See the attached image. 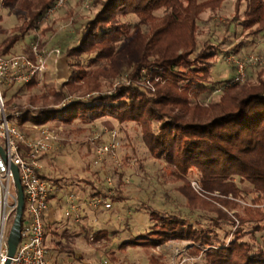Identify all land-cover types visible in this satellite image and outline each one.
I'll list each match as a JSON object with an SVG mask.
<instances>
[{
	"label": "trees",
	"instance_id": "1",
	"mask_svg": "<svg viewBox=\"0 0 264 264\" xmlns=\"http://www.w3.org/2000/svg\"><path fill=\"white\" fill-rule=\"evenodd\" d=\"M2 1L6 5L17 3L19 16L14 35L0 43V57L28 54L25 49L38 42L40 49H59L69 67L66 83L44 85L53 104L64 107L34 113L17 106L14 101L19 94L39 83L34 81L2 87L9 114L30 117L31 125L38 127L52 123L68 126L76 121L94 125L107 119L119 125L133 124L140 128L149 153L187 181L180 192L191 206L201 200L191 187V179L205 192L243 201V205L229 199L221 202L225 209L237 210L238 226L224 210L205 216L193 206L186 212L145 206L146 230L130 234L117 249L148 253L156 248L164 250L171 242H189L193 257L203 254L207 264H264V77L255 78L247 69L243 84L234 83V76L221 82L213 80L212 60L220 55L237 56L239 46L215 52L216 47L196 41L201 15L226 0H93L88 5L92 18L83 23L73 20L72 32L60 35H54L52 26L43 28L47 13L59 0ZM85 2L79 0L78 5ZM244 2L243 14L237 7L239 22L229 19L225 32L231 36L237 27L245 32L258 27L254 36H246L256 39L264 34V1L239 0L237 5ZM26 38L29 43L17 52ZM124 76L126 84L112 87L113 81ZM110 79V90L102 93L101 81ZM148 79L154 92L143 85ZM86 87L90 92L72 99ZM217 90L221 93L217 100L206 102ZM91 91L98 94H89ZM42 177L51 184L60 181L45 172ZM90 188L85 189L89 200H105L110 204L108 211L130 200L118 188ZM136 211L142 209L138 206ZM45 227L47 237L51 225L46 219ZM119 233L106 229L92 239L106 241L108 247L120 241ZM52 252L47 248L49 262L61 264L58 257L51 258ZM111 258L116 260L114 255ZM148 259L150 264H169L164 254Z\"/></svg>",
	"mask_w": 264,
	"mask_h": 264
},
{
	"label": "rangeland",
	"instance_id": "2",
	"mask_svg": "<svg viewBox=\"0 0 264 264\" xmlns=\"http://www.w3.org/2000/svg\"><path fill=\"white\" fill-rule=\"evenodd\" d=\"M78 1L66 0L63 6L58 8L45 21L43 28L52 26L54 35H60L66 32L71 33L73 30V20L83 23L92 18L93 14L88 9V5L93 0H86L84 5H78ZM66 3L67 6H65ZM238 3L239 0H226L220 6L215 5L207 9L200 17L196 32V41L216 47L213 49L215 52L218 50L226 52L239 46V54L237 57L244 59L248 56H256L257 59L264 60V34L258 36L256 39H246V36L249 34L254 36V31L260 30V28L255 27L245 32L242 27H237L236 29H232L231 36L225 32L224 24L229 19L239 22L238 19L240 17L237 13V7L242 14L246 10L245 2L241 5H237ZM17 7V3L6 5L4 1L0 0V43L15 33V29L18 26L17 17L19 16ZM161 14V12L157 13L158 16H161ZM235 24L237 25L236 22ZM235 32L236 35H234ZM28 43L29 38H26L17 46L16 51L21 53L25 49L24 46ZM25 50L26 53L30 51L27 48ZM16 51L13 53H17ZM17 55L19 56L20 54ZM225 56H216L212 60L215 64L213 67V80L217 82L235 76L233 67L224 62ZM57 59L61 60L66 58L61 54ZM57 59H54V62ZM52 61L49 62L48 68ZM65 64H60L62 65V71L58 76H55L51 72L36 87L21 92L14 103L20 106L23 111L30 109L34 113L37 110L49 107L60 108V104L56 106L53 104L52 97L48 95L44 85L53 84L54 86H59L66 83L69 80V67ZM248 72L254 75L255 78L262 75L264 77V65H250ZM63 76L67 80L63 79ZM255 78L254 80H256ZM63 80H66V82ZM127 81L128 79L125 76L120 77V79L113 81L112 87L122 83L126 84ZM110 82L111 79L101 81L102 93L110 90ZM143 85L147 89L153 92L155 91L152 83L151 85ZM1 89L3 88L1 87ZM11 92L15 93L16 91L12 90ZM86 92H90L87 87L72 95V99L81 97L87 94ZM89 94L98 93H92L91 91ZM219 94L221 93L215 92L206 102L212 99L217 100L220 96ZM217 95L219 96L216 97ZM4 100L6 103L7 100L5 97ZM32 122L33 120L30 117L27 119L21 118L15 120L14 125L20 133L27 138L29 136L31 138L32 136H37L36 129L31 125ZM56 124L52 123L49 126L57 130ZM111 130L116 133V138H114L116 149L114 150V154H106L103 153L102 148L94 146L93 143L96 142L95 139H99L97 140V145L98 142L99 145H109L113 141L110 135ZM58 132L59 141L56 145L57 148L52 150L47 156L44 155L40 163L43 172L54 179L60 180L59 183L52 184L57 190L60 189L57 193V199L55 202L53 201L51 207L52 210H55V217L58 224H53L48 230L46 247L49 250H53L51 258L55 259L58 257L61 264H88L87 261L97 263L99 261L97 255H102L104 260L111 262V254L113 251L115 256L119 258L115 263L112 262L113 264H149L148 257L153 256L157 258L159 254H164L169 264L177 262L179 258L177 250L184 249L187 245L191 246V243L183 242L179 244L172 242L170 247L164 249L162 253L158 248H156V251L151 250L148 253L143 249L128 248L124 252L117 250L119 243L127 240L130 234L136 235L146 230L148 219L143 211V207L145 206H151L158 210H176L178 212H186L190 208L196 207L194 210L205 216L216 215L217 210H224L229 213L231 218L237 221L235 217L237 210L225 209L226 207L221 202L224 199H229L234 201V204L238 202L240 205H243V201L239 199L235 200L231 196L228 198L223 197L218 192H205L194 179L190 181L191 187L204 203L200 200L197 204L192 205V207L189 204V200L180 192L187 185V181L178 173H175L172 167L156 160L149 153L143 142L140 128L133 124L119 125L115 121L108 119L97 122L94 125H84L76 121L72 125L59 126ZM94 185L104 190H116L118 188L130 200L126 204H115L113 209L109 211L104 208H100L95 214L89 211L87 222L89 225L87 227L90 231L88 232L90 237L86 235L89 239H84L82 238L81 229L73 234L72 231L66 232L69 221L66 214L70 209L66 200L69 196H74L75 202L77 203L80 195L78 190L81 187L90 190V187H94ZM85 199L89 200L88 195ZM57 202H60V204ZM138 206L142 209L141 212L136 211ZM80 210L82 209L80 208ZM238 225L239 222L237 221ZM105 229L111 231L118 230L120 232V241H117L114 245L110 243L106 247L107 251H104L105 247L103 248V242L95 243L91 240L92 233ZM55 231L57 232L56 237ZM191 253L192 251L190 250L189 255L193 257L194 255ZM198 258H200L197 260L199 262L198 264H207V260L203 254ZM194 264L197 263L195 262Z\"/></svg>",
	"mask_w": 264,
	"mask_h": 264
},
{
	"label": "built area",
	"instance_id": "3",
	"mask_svg": "<svg viewBox=\"0 0 264 264\" xmlns=\"http://www.w3.org/2000/svg\"><path fill=\"white\" fill-rule=\"evenodd\" d=\"M65 2L66 0H59L55 7L49 10L45 20L49 19ZM60 55L59 49H40L38 42H33L28 54L0 57V148L5 154V158L0 155V264H6L9 259L8 238L18 208L17 191L11 166L19 170L25 196V221L22 226L21 241L15 256L11 259V264H51L47 258L45 219L50 209L51 196L56 190L48 180L42 177L43 168L40 160L57 148L59 126L56 130L50 126L33 125L37 136L31 138L24 136L14 125V121L20 119L22 114L7 112L1 87H10L13 84L22 86L34 81L40 83L47 73L49 62L59 58ZM224 62L235 69L233 82L236 84L245 82L250 65H264V60L257 59L256 56L241 59L235 55H226ZM145 85H151L149 79ZM110 135L113 141L109 145H99L98 142V146L96 143L99 139H95L94 146L102 148L103 153L114 154L116 133L110 131ZM66 203L70 207L66 214L67 218L74 226H80L83 218L79 205L73 196H69ZM92 204L96 208L110 209V204L101 198L93 199ZM190 250L189 245L184 249H178V261L172 264L197 263L200 258L190 257ZM100 264L113 263L105 260Z\"/></svg>",
	"mask_w": 264,
	"mask_h": 264
},
{
	"label": "crops",
	"instance_id": "4",
	"mask_svg": "<svg viewBox=\"0 0 264 264\" xmlns=\"http://www.w3.org/2000/svg\"><path fill=\"white\" fill-rule=\"evenodd\" d=\"M56 62V63H55ZM55 62H54V60L51 62V64H50V66H49V68H48V70H47V73H46V76L47 75H49L51 72L56 76H58L59 74H60V72L62 71V65H60L61 63L63 64H65V65H67V59H57V61L55 60ZM60 68V69H59ZM63 79H66L67 80V78H65V76H63ZM66 80H63L64 82H66ZM79 187H81V186H79ZM55 188V190H57L56 189V187H54ZM60 190L58 189L57 191H55L56 192V196L51 200V203H50V209H49V212L47 213V215H46V220L48 221V222H50V225L52 226L53 224H58V221L56 220V217H55V210H52V203H53V201L55 202V200L57 199V193L59 192ZM79 192H80V195H79V200H78V202H77V204L79 205V207L82 209V210H80V212H82L81 214H82V218H83V220L84 221H82V224L80 225V226H74L73 224H72V222L69 220L68 221V225H67V229H66V232H71L72 231V234L74 233V232H76V231H78V230H80V231H82L81 232V234L83 235V237L82 238H84V239H89V237H90V235H89V233L88 232H90L89 231V229H88V225H89V223H87L88 222V212L89 211H91L92 213H96V212H98V210L100 209V208H104V207H98V208H96V207H94L93 206V204H92V202L89 200H85L84 198H85V195H84V193H85V188H82L81 187V189L80 190H78ZM86 193H87V195L89 194L87 191H86ZM74 197V196H73ZM85 200V201H84ZM93 200V199H92ZM58 203V202H57ZM58 204H60V202L58 203ZM93 206V207H92ZM85 207V208H84ZM105 209V208H104ZM107 210V209H106ZM108 211V210H107ZM90 213V212H89ZM67 220V219H66ZM96 221V220H95ZM85 226V227H84ZM106 230V229H105ZM100 231H104V230H98L97 232H100ZM97 232H94V233H92L91 234V240L93 241V235L95 234V233H97ZM55 233L57 234V232L55 231ZM86 233H88V234H86ZM85 235V236H84ZM86 235H88L89 237H86ZM57 235H55V237H56ZM101 242H103L104 244H103V248H104V251L106 250L107 251V245H106V241H99V242H97V243H101ZM96 243V242H95ZM172 243V242H171ZM170 243V244H171ZM173 243H179V244H181V243H183V242H173ZM170 244H169V246L168 247H170ZM168 247H166V248H168ZM130 249V248H129ZM159 250H161V253L163 252V248H158ZM118 250V249H117ZM157 249H154V251H156ZM100 254V253H99ZM112 255H114L115 256V254H114V251L112 252V254H111V257H112ZM161 254H159V256H160ZM97 257L99 258V261L96 263H93V262H91V261H87V263L88 264H100L102 261H105L104 260V258H103V256L102 255H97ZM88 258V257H87ZM115 258H116V260L114 261V260H112V258H111V262H116L117 261V259H119V258H117L116 256H115ZM80 260H82L81 258H79ZM83 264H85V263H83ZM150 264V263H149Z\"/></svg>",
	"mask_w": 264,
	"mask_h": 264
},
{
	"label": "water",
	"instance_id": "5",
	"mask_svg": "<svg viewBox=\"0 0 264 264\" xmlns=\"http://www.w3.org/2000/svg\"><path fill=\"white\" fill-rule=\"evenodd\" d=\"M0 155L5 158V154L0 148ZM11 171L14 176L15 188L17 191L18 197V208L16 211V216L13 222V226L11 228L9 238H8V246H9V253H8V261L6 264H11V259L15 256L17 252L18 245L21 241V233H22V226H23V219H24V210H25V196L23 187L21 185L19 170L15 166H11Z\"/></svg>",
	"mask_w": 264,
	"mask_h": 264
}]
</instances>
